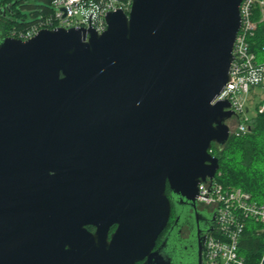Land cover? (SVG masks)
<instances>
[{"label": "water", "instance_id": "water-1", "mask_svg": "<svg viewBox=\"0 0 264 264\" xmlns=\"http://www.w3.org/2000/svg\"><path fill=\"white\" fill-rule=\"evenodd\" d=\"M132 1L129 14L107 15L102 34L43 29L0 41V187L46 174L47 141L76 137L78 115L92 114L82 136L128 138L134 149L109 167L130 181L114 242L124 234L125 264H167L153 252L170 213L166 180L196 202L220 170L213 144L231 137L235 113L215 100L230 81L243 0ZM102 112L105 124L95 118ZM80 165L81 174L99 169ZM149 176L155 183L143 186ZM13 259L25 264L20 253Z\"/></svg>", "mask_w": 264, "mask_h": 264}, {"label": "flooded vegetation", "instance_id": "flooded-vegetation-1", "mask_svg": "<svg viewBox=\"0 0 264 264\" xmlns=\"http://www.w3.org/2000/svg\"><path fill=\"white\" fill-rule=\"evenodd\" d=\"M91 116L78 115L76 137L47 141L42 155L46 174L30 176L20 189L0 187V264H15L17 253L25 264H125L124 234L121 244L114 236L125 219L124 192L130 181L125 171L109 167L111 161L129 158L128 151L134 149L128 138L82 136L80 128L91 124ZM95 118L105 124L108 115L97 113ZM81 161L99 169L81 174ZM141 182L155 183L151 176ZM165 192L170 213L153 252L167 264H204L215 210L175 193L169 180Z\"/></svg>", "mask_w": 264, "mask_h": 264}, {"label": "built area", "instance_id": "built-area-1", "mask_svg": "<svg viewBox=\"0 0 264 264\" xmlns=\"http://www.w3.org/2000/svg\"><path fill=\"white\" fill-rule=\"evenodd\" d=\"M132 4V0H53L49 17L26 31L15 32L12 38L27 41L43 29L58 28L93 29L102 34L108 27L107 15L118 10L129 14ZM259 9L264 12V0L241 3V28L233 49L230 81L215 100L228 101L235 113L232 118L236 123L228 125L231 136L248 131L253 121L248 114L256 101V115L264 113V61L260 62L251 48L258 29L255 16ZM217 175L200 184L197 197L198 202L212 207L216 215L214 230L205 242L204 264H247L241 253L242 244L247 231L264 240V204L240 187L220 183ZM258 264H264V251Z\"/></svg>", "mask_w": 264, "mask_h": 264}, {"label": "trees", "instance_id": "trees-1", "mask_svg": "<svg viewBox=\"0 0 264 264\" xmlns=\"http://www.w3.org/2000/svg\"><path fill=\"white\" fill-rule=\"evenodd\" d=\"M36 1L39 4L31 0H0V41L12 37L15 32L26 31L51 15L53 0ZM255 19L258 29L251 40V48L260 58L264 55V12L257 10ZM211 153L220 161L217 181L240 187L259 204H264V113L253 118L247 132L231 136L223 146L213 144ZM242 246L241 253L247 264H258L264 251L263 238L247 231Z\"/></svg>", "mask_w": 264, "mask_h": 264}, {"label": "rangeland", "instance_id": "rangeland-1", "mask_svg": "<svg viewBox=\"0 0 264 264\" xmlns=\"http://www.w3.org/2000/svg\"><path fill=\"white\" fill-rule=\"evenodd\" d=\"M31 3H33V4H39V2L36 1V0H31ZM28 15H29V14H28ZM258 60H259L260 62H263V61H264V55H263V57H260V58L258 57ZM257 104H258V101H256V102L251 106V112L248 114V116H249L250 119H253L254 117H256V114H257V112H256V106H257ZM228 125H231V126H232V123L229 122Z\"/></svg>", "mask_w": 264, "mask_h": 264}]
</instances>
